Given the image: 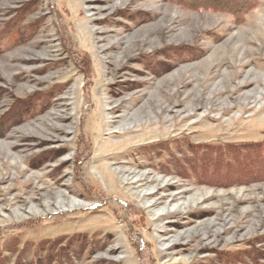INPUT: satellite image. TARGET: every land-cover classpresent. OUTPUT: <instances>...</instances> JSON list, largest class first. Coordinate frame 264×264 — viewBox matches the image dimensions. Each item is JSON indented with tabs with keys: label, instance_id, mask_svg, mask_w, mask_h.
Segmentation results:
<instances>
[{
	"label": "rangeland",
	"instance_id": "1",
	"mask_svg": "<svg viewBox=\"0 0 264 264\" xmlns=\"http://www.w3.org/2000/svg\"><path fill=\"white\" fill-rule=\"evenodd\" d=\"M190 5L0 0V264H264V0Z\"/></svg>",
	"mask_w": 264,
	"mask_h": 264
},
{
	"label": "trees",
	"instance_id": "2",
	"mask_svg": "<svg viewBox=\"0 0 264 264\" xmlns=\"http://www.w3.org/2000/svg\"><path fill=\"white\" fill-rule=\"evenodd\" d=\"M186 1L187 0H185V2ZM254 1L256 0H188V4H191V7L197 8L209 7L216 10H225L231 12L233 15H236L238 13H243L244 11H248L249 9H251ZM249 145L252 146L249 147ZM249 145H225L223 147H218L215 149L216 151H218L216 152L217 154H223L224 158H221L223 161L224 159L227 160L226 162L224 161V166L221 167V181H230L231 183H235L236 181H238L239 178H236V176L242 174L244 165H248L252 169L262 170L261 174L264 175V142ZM219 160L220 159L218 158V161ZM198 162L199 166H207L208 164H211L210 162H212V159L199 157ZM218 176L219 175H217V177ZM202 177L204 178L205 176L199 175L200 179H203ZM207 179L208 178H204V180ZM13 242L14 241L7 244L6 246H14L15 243Z\"/></svg>",
	"mask_w": 264,
	"mask_h": 264
},
{
	"label": "bare ground",
	"instance_id": "3",
	"mask_svg": "<svg viewBox=\"0 0 264 264\" xmlns=\"http://www.w3.org/2000/svg\"><path fill=\"white\" fill-rule=\"evenodd\" d=\"M113 173H114V171L111 172V174H113ZM123 174L125 175V180H124L125 181V184H129V186L131 184H135L137 186L141 181H143L144 179H146V176H148L146 173L137 174L134 171H129V170H126V169L123 170ZM131 174H133L132 177H130ZM139 185L141 186L142 184H139ZM205 197L206 196H203V198H205ZM199 199H201V198H199Z\"/></svg>",
	"mask_w": 264,
	"mask_h": 264
}]
</instances>
